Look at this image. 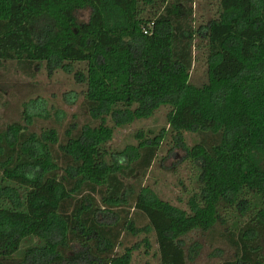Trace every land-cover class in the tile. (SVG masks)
I'll return each instance as SVG.
<instances>
[{
    "label": "trees",
    "instance_id": "obj_1",
    "mask_svg": "<svg viewBox=\"0 0 264 264\" xmlns=\"http://www.w3.org/2000/svg\"><path fill=\"white\" fill-rule=\"evenodd\" d=\"M193 2L162 0L145 34L154 0H0V62L16 61L26 74L37 64H84L79 81L95 117H147L168 106L174 147L186 148L183 161L200 183L188 210L142 183L127 210L125 180L146 177L161 136L109 162L103 145L111 130L85 128L68 156L75 171L64 176L47 150L37 156L36 134L15 124L0 140V264H131L133 246L116 254L124 237L152 231L160 264H189L184 238L199 231L233 248L224 264H264V0H218V16L202 28V86L191 83L200 32ZM85 8L91 17L79 22L75 13ZM36 104H26V120L43 116ZM187 131L199 135L191 147ZM135 213L148 222L137 226Z\"/></svg>",
    "mask_w": 264,
    "mask_h": 264
},
{
    "label": "rangeland",
    "instance_id": "obj_2",
    "mask_svg": "<svg viewBox=\"0 0 264 264\" xmlns=\"http://www.w3.org/2000/svg\"><path fill=\"white\" fill-rule=\"evenodd\" d=\"M167 2L170 0H166ZM163 7L162 0H154L152 5L146 6L144 16L148 22L142 25V30L144 27H150L153 32V18L156 12L160 13L157 10H163ZM192 8L194 29L195 32L200 29V32L194 37L196 60L191 73V83L202 86L208 81L205 61L207 41L202 28L205 25L207 27L209 21L218 16L219 2L218 0H194ZM182 12L183 9L180 7L177 13L183 14ZM91 13L90 8H85L77 10L75 15L79 22H87ZM84 67V64H76L74 67L63 69L62 67L50 68L47 64H37L33 66L30 74H26L16 61L0 62V140L5 135L9 137L13 135L12 127L15 124L24 128V131L35 133L34 136L40 140L41 148V153L37 156H42L45 153L44 150H47L54 156L60 168V174L66 176L69 166L73 163L68 156L76 145V139L85 128L103 125L111 130V138L103 145L109 162L124 157L127 159L132 146H137L140 141L161 136L158 156L146 177L141 181L137 177L141 175L137 174L125 180L127 210L133 204V194L139 191V183L158 198L188 210L189 198L198 192L200 183L194 165L183 161L187 154L186 148L174 147V140L169 134V107L161 106L147 117H126L125 119L123 116L112 114L95 117L85 103L87 85L79 81L82 78L78 70L83 71ZM38 101H41L44 106L43 109L42 106L38 108L42 110L43 116L34 118L32 121L26 120L23 116L26 104H31L32 109L35 110ZM198 140V133L184 132L186 146L191 147ZM126 162L120 164H126ZM52 166L53 163L48 165V167ZM3 168L5 165L0 163V179L5 175ZM21 168L18 166L17 172L25 170ZM35 170L42 174L45 168L38 166ZM70 170L75 171V169ZM97 197L99 198V194ZM131 212L134 213L132 209ZM134 216L137 226H143L148 222L140 213ZM184 245L190 257L189 264H224L234 257L233 248L219 239L212 241L209 232L190 233L184 238ZM131 247L133 248L130 251L131 264H160L159 245L154 231L137 236L126 235L116 254H122Z\"/></svg>",
    "mask_w": 264,
    "mask_h": 264
},
{
    "label": "built area",
    "instance_id": "obj_3",
    "mask_svg": "<svg viewBox=\"0 0 264 264\" xmlns=\"http://www.w3.org/2000/svg\"><path fill=\"white\" fill-rule=\"evenodd\" d=\"M153 27H154V24H153ZM143 31L145 34H150L152 32V28L148 27V28H143Z\"/></svg>",
    "mask_w": 264,
    "mask_h": 264
}]
</instances>
